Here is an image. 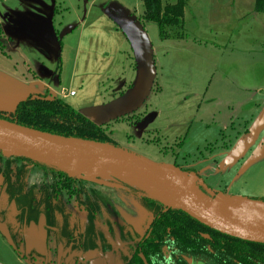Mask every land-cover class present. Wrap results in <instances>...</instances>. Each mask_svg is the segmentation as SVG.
Listing matches in <instances>:
<instances>
[{"label":"rangeland","instance_id":"obj_1","mask_svg":"<svg viewBox=\"0 0 264 264\" xmlns=\"http://www.w3.org/2000/svg\"><path fill=\"white\" fill-rule=\"evenodd\" d=\"M255 7L256 0H187L183 26L163 37L143 18L141 0H0V109L50 89L107 128L112 145L194 169L207 195L220 194L230 201L225 210L246 217L264 208V121L250 132L264 110V13ZM43 173L30 166L28 187L53 174ZM78 178L145 233V206L127 189L134 183L113 172ZM64 200L85 219L75 198ZM32 259L0 230V264H45Z\"/></svg>","mask_w":264,"mask_h":264},{"label":"trees","instance_id":"obj_2","mask_svg":"<svg viewBox=\"0 0 264 264\" xmlns=\"http://www.w3.org/2000/svg\"><path fill=\"white\" fill-rule=\"evenodd\" d=\"M141 1L143 18L157 23L163 37L169 34L167 28L183 26L187 0ZM255 8L256 12L264 13V0H256ZM0 118L58 135L112 144L107 128L92 121L63 98L49 94H31L19 101L13 110L0 109ZM32 165L43 168L46 176L52 172L54 183L28 187L27 176ZM0 177V202L4 193L22 212L23 223L27 219L31 224H38L45 216L46 223L57 227L61 224L65 241L75 242L74 248L85 253L99 249L103 264H264L263 243L214 230L137 187L127 189L145 206L149 223L143 235L126 221L109 198L95 188H86L81 181L78 183L79 176L72 178L29 158L4 157L0 151ZM66 192L77 200V209L81 205L86 210L84 220L77 219L76 212L64 200ZM11 237L13 243L10 244L17 253L30 262L35 256L41 257L45 263L44 255L25 250V241L19 231L11 230ZM121 241L128 245L127 253L119 251L117 244ZM61 259L57 257L56 261ZM75 259V264H90L88 259L86 262ZM68 263V260L64 262Z\"/></svg>","mask_w":264,"mask_h":264},{"label":"water","instance_id":"obj_3","mask_svg":"<svg viewBox=\"0 0 264 264\" xmlns=\"http://www.w3.org/2000/svg\"><path fill=\"white\" fill-rule=\"evenodd\" d=\"M262 121L264 110L252 127L251 134ZM0 151L4 157H25L44 163L72 178L87 173L90 179H97L104 172H113L121 179L134 183L147 195L171 208L184 211L214 230L264 244V220L251 219L225 210L229 200L220 194L210 197L197 185L198 182L204 188L207 187L202 178L195 172L182 171L175 164H154L109 143L58 135L2 118ZM255 201L262 204L261 201ZM39 223H32V230L37 232L39 225L44 229V234L33 239L25 235L26 251L36 249L45 256V264H48L47 230L44 227L46 217L42 216ZM0 230L12 244L7 224L0 223ZM98 254L99 250H94L85 257L90 259V264H103Z\"/></svg>","mask_w":264,"mask_h":264},{"label":"flooded vegetation","instance_id":"obj_4","mask_svg":"<svg viewBox=\"0 0 264 264\" xmlns=\"http://www.w3.org/2000/svg\"><path fill=\"white\" fill-rule=\"evenodd\" d=\"M248 132H249V130H248ZM224 146L227 148L226 144ZM224 146H222V147H224ZM179 168L181 169V167H179ZM189 171L195 172L200 177L198 172L195 171L194 169L190 168ZM50 175H52V176H51L50 180H48V183L51 185L54 183L55 178H54L53 174H50ZM43 176H45V174H43ZM43 183L44 182H42V184ZM51 187L52 186H50V188ZM200 188H202L203 190H206V189H209L210 187L207 185V187L204 188V186L200 185ZM65 194L70 196L66 192V193H64L63 198L65 197ZM1 195L3 197L4 193ZM262 199H264V197ZM1 200L3 201V198H1ZM2 201L0 202V222L7 224L9 231H10V234H11V230H13L15 232L19 231V233L23 237L24 241H25V235L31 236L33 239L35 237H40L44 234V229L39 227V225L37 228V232H34L32 230L31 222H28L27 219L25 220L24 223L21 221V218L23 215L22 212L17 208V206L13 202L12 203L9 202V199H7V196H6V202L5 201L2 202ZM67 204H68V202H67ZM79 213L80 212H77V210H76L77 219H82L83 217ZM86 215H87V213H86ZM126 221L129 224H131L128 220H126ZM47 223L44 225V227L47 230L48 251L51 255H55L56 258L60 257V256L62 257L61 261H59V264H64V262H66L67 260L69 261L68 264H70V263L75 264L77 262L75 259L76 257L78 258V261L86 262V260L88 258H85V256L88 254V252L94 251V250H99V249H90L85 253L82 250L75 249L74 246L77 245L75 242L70 244L69 241L64 240V236L62 234L61 224H59L60 227H57L54 224H50V223L47 224ZM38 224H40V223H38ZM131 225L134 228L133 224H131ZM134 229L137 232H139L136 228H134ZM139 233H141V232H139ZM52 244L54 245L55 248L54 247L52 248ZM117 246L119 248V251L122 253H127L128 249H129L128 245L122 241L120 243H118ZM34 250H36V249L31 250V253H33V254L35 253L34 255L40 254L37 250H36V252ZM98 256H99V254H98ZM88 260H90V259H88ZM105 263H106V261H105ZM110 264H111V262H110Z\"/></svg>","mask_w":264,"mask_h":264},{"label":"bare ground","instance_id":"obj_5","mask_svg":"<svg viewBox=\"0 0 264 264\" xmlns=\"http://www.w3.org/2000/svg\"><path fill=\"white\" fill-rule=\"evenodd\" d=\"M248 214L246 217L251 219L264 220V208H249Z\"/></svg>","mask_w":264,"mask_h":264},{"label":"crops","instance_id":"obj_6","mask_svg":"<svg viewBox=\"0 0 264 264\" xmlns=\"http://www.w3.org/2000/svg\"><path fill=\"white\" fill-rule=\"evenodd\" d=\"M15 81L19 83V81L17 79H15ZM50 92H51V90L49 89L47 93L50 94ZM31 94H37V92L36 91H28V95H31ZM19 100H21V99H19Z\"/></svg>","mask_w":264,"mask_h":264},{"label":"built area","instance_id":"obj_7","mask_svg":"<svg viewBox=\"0 0 264 264\" xmlns=\"http://www.w3.org/2000/svg\"><path fill=\"white\" fill-rule=\"evenodd\" d=\"M70 94H71V95H74V94H75V92H71Z\"/></svg>","mask_w":264,"mask_h":264}]
</instances>
